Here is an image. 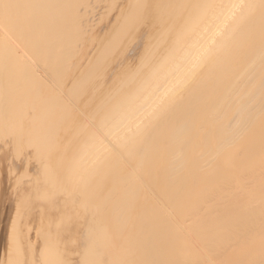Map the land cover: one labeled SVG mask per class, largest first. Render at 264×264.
<instances>
[{
  "label": "bare ground",
  "instance_id": "bare-ground-1",
  "mask_svg": "<svg viewBox=\"0 0 264 264\" xmlns=\"http://www.w3.org/2000/svg\"><path fill=\"white\" fill-rule=\"evenodd\" d=\"M1 8L0 134L83 195L78 264H264V0Z\"/></svg>",
  "mask_w": 264,
  "mask_h": 264
},
{
  "label": "rangeland",
  "instance_id": "rangeland-1",
  "mask_svg": "<svg viewBox=\"0 0 264 264\" xmlns=\"http://www.w3.org/2000/svg\"><path fill=\"white\" fill-rule=\"evenodd\" d=\"M3 1L6 4V0ZM3 1L0 5L5 7ZM14 133L13 138L11 132L8 135L7 133L0 134L1 153L4 149L9 151L7 158L0 162V264H73L68 261L70 254L73 255V261L76 264L77 260L85 258L83 251H86V248L81 241V235L87 233L85 230L87 225H90L88 219L86 222L87 217L84 211L73 208L74 203L70 199L77 197L81 192L75 190L79 194L76 192L72 197L69 185L67 184L70 191L66 187L68 179H66L65 172H61V175L58 172L59 175L56 174L58 176H50L46 173L47 170L45 173H41L40 170L38 172L36 161L33 158L34 153H30L34 146L33 149L29 147L31 150L28 151L29 148L26 150V147L29 142H26L27 144L24 143L26 146L23 143L20 144L22 147L21 150L18 149L19 152L14 150L15 147L11 145L12 139L17 136V133L15 135ZM9 140L12 141L9 143ZM30 145L32 146L31 143ZM26 152L35 163L29 160ZM24 154L25 158H23ZM59 154H56L52 161L56 169L62 164L60 163L63 160L62 157L65 159L64 152L62 156ZM24 160L30 161L25 164V166L30 164L29 168L24 166ZM62 173H65V176ZM73 213L74 218H70L73 217ZM67 214L70 216L68 217ZM75 214H77L76 217ZM83 231L84 234H81ZM79 262L84 263L85 260Z\"/></svg>",
  "mask_w": 264,
  "mask_h": 264
}]
</instances>
